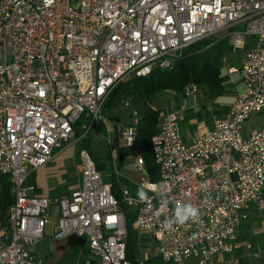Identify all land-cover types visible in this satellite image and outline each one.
<instances>
[{"label":"built area","instance_id":"built-area-1","mask_svg":"<svg viewBox=\"0 0 264 264\" xmlns=\"http://www.w3.org/2000/svg\"><path fill=\"white\" fill-rule=\"evenodd\" d=\"M223 30L233 48L256 37L241 64L228 68L240 75L243 90L189 142L180 115L199 111L188 105L197 84L185 86L178 106L151 105L158 112L151 138L157 178L151 180L138 152L133 158L146 176L137 186L145 200L124 185L118 199L90 149L79 150L80 186L55 201L51 237L85 238L97 262L83 264H131L121 203L135 212L137 237L152 238L164 263L225 264L222 255L233 251L245 210L264 205V128L242 133L244 121L264 110V0H0V173L13 197L7 223H0V264H43L35 248L54 200L30 193L31 172L61 142L81 143L93 129L109 132L103 111L118 84L169 68L186 47ZM133 115L119 134L127 146L136 136ZM111 155L117 157L113 146ZM187 203L199 208L201 221L166 230L165 218ZM139 244L138 264H144Z\"/></svg>","mask_w":264,"mask_h":264},{"label":"trees","instance_id":"trees-1","mask_svg":"<svg viewBox=\"0 0 264 264\" xmlns=\"http://www.w3.org/2000/svg\"><path fill=\"white\" fill-rule=\"evenodd\" d=\"M233 30V28H231ZM210 38L198 41L186 47L182 54L176 58L169 68H156L150 74L143 77H132L126 82L118 84L109 95L104 106V114L107 110L116 104H123L131 112V122L134 115L138 119L136 124V136L133 146L141 155L144 167L150 175L151 180L157 178V166L153 160L151 138L158 130V112L151 109L153 100L156 95L162 92H175L183 95L184 88L190 82H194L205 90L208 100L216 99L228 93L227 87L229 81L226 76H222L221 67L223 65L224 56L232 52V45L228 41L209 43ZM210 113L205 106L198 112L191 109L184 112V120L188 118L190 121L193 117L200 120L203 116L208 117ZM223 115V114H222ZM130 122V124H131ZM80 123V122H79ZM78 123V124H79ZM129 124V125H130ZM103 128V126H102ZM77 133L78 130L75 128ZM90 138L80 143L82 147L90 149ZM79 149V150H80ZM92 154V152H91ZM98 171L101 165L98 159L92 154ZM111 192L118 198L120 197V186L127 184L121 177L115 176L111 170ZM13 202L11 193V183L6 175L0 173V223L5 226L7 223L8 211ZM121 207L125 215V224L127 229L126 246L127 257L131 264H138V240L132 223L135 218L134 210L121 203ZM77 244L73 245L72 251L75 254L81 249L82 253H88L89 248L85 242V238L77 239ZM83 248V249H82ZM82 255V254H81ZM144 264H173L164 263L159 256L153 259H147Z\"/></svg>","mask_w":264,"mask_h":264},{"label":"rangeland","instance_id":"rangeland-1","mask_svg":"<svg viewBox=\"0 0 264 264\" xmlns=\"http://www.w3.org/2000/svg\"><path fill=\"white\" fill-rule=\"evenodd\" d=\"M225 40L228 41V44L232 45V36L230 35L229 30H223L213 35L210 37L209 43H218ZM241 53L242 52L240 49H232V52L224 56L223 65L221 67L222 76H227V69L229 66L239 62ZM173 93L166 91L156 95L153 100V105L156 106L160 111L164 110L171 103H174V105L178 106L181 96H179L178 93H175L176 95ZM196 95L197 97L194 99L193 97L188 99L189 106L198 107L210 104V106L213 108L216 103L215 99L208 100L206 98L205 90L201 87L199 88V91L196 93ZM200 95H204L205 97L203 96L202 98H199L198 96ZM221 100L229 101L230 95L225 94L221 97ZM184 117L185 115L182 113L180 115V128L183 140L187 142L193 134L198 133L202 127V121H206L207 117L203 116L196 123H191V121H188V118L185 121ZM131 118V112L123 104L113 105L107 110L106 122L110 131L106 132L105 130H102L100 133L93 129L89 132L88 137L91 140L89 146L90 151L98 159V162L101 165L99 172L101 173L103 180H110L111 170L117 168L119 171V176L122 178V180L128 182L127 185L130 192L134 195H137V191L140 189L137 186L146 180V176L133 161L137 149L134 146H127L125 140L121 139L119 135L120 131H125L127 129V126L131 122ZM59 146L60 148L56 151V160H54V162L50 165L40 168L36 172L35 180L42 188L43 194H46L47 190L52 185H58V181L64 178L62 173H67L70 178L73 175V171H75V161L80 149V143L76 144L72 142H61ZM111 146H113V148L116 150V158H113L111 155ZM55 209H57V204L55 205V208L52 209V211H55ZM261 227H264V218L258 219L254 229ZM257 234L258 232H253V235ZM137 240L140 243L139 245L142 246L141 252H143L144 247L147 246L151 250L150 254L153 257L158 256L157 244L152 240V238L148 237L147 235H142L139 238L137 237ZM138 255L139 253L137 254V257Z\"/></svg>","mask_w":264,"mask_h":264},{"label":"crops","instance_id":"crops-1","mask_svg":"<svg viewBox=\"0 0 264 264\" xmlns=\"http://www.w3.org/2000/svg\"><path fill=\"white\" fill-rule=\"evenodd\" d=\"M255 42H256V37L248 36L244 42L243 47L233 48V50L240 49L242 53H241L239 62L229 67L239 66L242 60L244 59L246 50L249 47L253 46ZM226 77L229 81V84L227 87L228 93L226 95H230V100L223 101L221 100L222 96L217 97L215 99L216 103L213 106V108L210 106V104L206 103L207 107L206 106L205 107L210 113H208V117L206 121H202V124H201L202 127L198 132L211 128L212 117L225 114L228 111L231 103L233 102V98L235 97V95L243 90L244 86L240 78V75L238 73L227 72ZM179 96H181L182 98V95H179ZM203 96L204 95H200L198 97L202 98ZM195 97H197V95H195L194 98ZM181 98L179 99L180 102H181ZM171 104H174V103H171ZM171 104H169L168 106H170ZM168 106L166 108H168ZM202 107L203 106H198L199 110H202ZM166 108L164 110H166ZM105 116L107 119V112L105 113ZM261 128H264V110L260 112L252 113L244 121L243 127H242V133L244 136H247L252 130L261 129ZM194 135L195 134H193L187 142H189ZM59 148L60 146L55 148L53 157L48 163L37 167L31 172L26 182L28 187L30 188L31 194L36 195V196L47 197V198L54 200L51 206L52 216H51L50 222L44 228V237L41 240V242L37 245V247L35 248V254L42 260L43 264H83L84 261L88 259L96 263L97 259L90 252L83 254L82 253L83 251H81L80 249L75 254V252L72 251L73 245L75 244L79 245L77 244V241H78L77 239L68 238L64 240H54L51 237L53 225L56 222L57 213H58V206H57V209H55V211H52V209L55 208V205H56L55 201L58 200L59 198L70 196V194L74 190L78 189V187L80 186V181H81L80 161H79V156L77 155L76 161H75L76 167H75V171H73V175L69 178L67 173L66 174L62 173V176L64 178L58 181L59 182L57 183L58 185H52L47 190L46 194L42 193V188L38 185V183L35 180L36 172L40 168L44 166H48L51 163H53L54 160H56L55 158L56 151ZM105 182L109 183V180ZM124 186L128 188L127 184H125ZM259 218H264V205H262V207L250 205L245 210V217L242 218L239 225L235 228L234 238L232 240V242L234 243L233 251L224 253L222 255V258L225 264H264V227L254 229L256 227V222L258 221ZM253 232H258V234L253 235ZM144 248H145L144 253L147 257L146 260L153 259V256L150 254L151 250L149 249V247L145 246Z\"/></svg>","mask_w":264,"mask_h":264},{"label":"clouds","instance_id":"clouds-1","mask_svg":"<svg viewBox=\"0 0 264 264\" xmlns=\"http://www.w3.org/2000/svg\"><path fill=\"white\" fill-rule=\"evenodd\" d=\"M137 195L141 201L147 198L146 193L144 192L142 187L138 189ZM200 221H201V213L199 208L192 205L191 203H187L175 207L171 215L167 216L163 221V227L166 230L171 231L174 230V228L177 226H182L189 222H200Z\"/></svg>","mask_w":264,"mask_h":264}]
</instances>
